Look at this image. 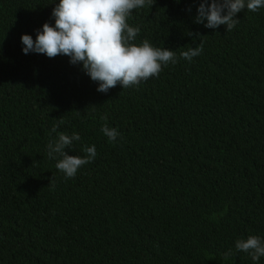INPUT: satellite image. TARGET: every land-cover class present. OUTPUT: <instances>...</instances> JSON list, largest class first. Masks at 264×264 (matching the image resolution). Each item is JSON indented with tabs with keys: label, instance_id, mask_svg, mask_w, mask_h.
<instances>
[{
	"label": "trees",
	"instance_id": "16d2710c",
	"mask_svg": "<svg viewBox=\"0 0 264 264\" xmlns=\"http://www.w3.org/2000/svg\"><path fill=\"white\" fill-rule=\"evenodd\" d=\"M58 3L0 0V264H264L235 251L264 238V8L230 32L194 22L199 0L133 10L135 43L178 63L101 93L69 57L22 51ZM61 132L81 136L69 155L96 148L75 178L47 157Z\"/></svg>",
	"mask_w": 264,
	"mask_h": 264
},
{
	"label": "clouds",
	"instance_id": "9594fccd",
	"mask_svg": "<svg viewBox=\"0 0 264 264\" xmlns=\"http://www.w3.org/2000/svg\"><path fill=\"white\" fill-rule=\"evenodd\" d=\"M154 3L155 0H59L51 12L54 26L45 22L41 29L36 30L35 40L31 35L23 34L22 51L25 55L43 54L50 59L59 55L69 57L71 64L82 65L83 71L98 84L97 91L101 93H107L117 85L123 89L136 87L150 78H159L165 67L178 63L175 51L154 47L147 39L139 45L135 43L141 29L130 26L128 19L133 10L151 8ZM261 8H264V0H199L194 22L210 29L224 25L230 32L239 23L238 13L245 9L255 13ZM187 11L190 12L191 8ZM193 35L190 32V36ZM202 53L203 42L181 52L180 58L191 62ZM101 119L106 120L107 117ZM58 126L53 125L51 132L55 133ZM101 131L113 143L121 135L107 124ZM80 140L79 133L73 132L69 136L61 132L47 144V157L57 161L55 167L65 178H75L78 170L97 156L95 145L85 146L83 151L86 155L83 157L69 155L66 149ZM212 219H216L215 214ZM235 251L248 253L253 261H259L264 257V238L249 235L246 239H238ZM233 256V250L229 249L222 260L229 261Z\"/></svg>",
	"mask_w": 264,
	"mask_h": 264
}]
</instances>
